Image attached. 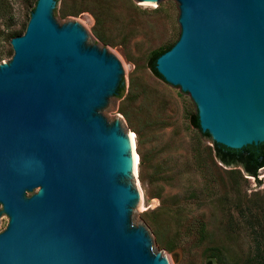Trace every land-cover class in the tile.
<instances>
[{"label": "water", "instance_id": "water-1", "mask_svg": "<svg viewBox=\"0 0 264 264\" xmlns=\"http://www.w3.org/2000/svg\"><path fill=\"white\" fill-rule=\"evenodd\" d=\"M139 1L180 8L155 66L201 130L234 149L264 142V0ZM54 3L37 0L0 64V264H162L149 229H133L132 136L102 117L130 77Z\"/></svg>", "mask_w": 264, "mask_h": 264}, {"label": "rangeland", "instance_id": "rangeland-1", "mask_svg": "<svg viewBox=\"0 0 264 264\" xmlns=\"http://www.w3.org/2000/svg\"><path fill=\"white\" fill-rule=\"evenodd\" d=\"M36 2L0 0V64L13 54L7 34L25 31ZM53 9L62 25L78 23L89 47L119 58L130 77L102 117L135 134L141 164L138 179L127 174L125 184L139 182L143 197L132 209L133 229H149L155 254L170 264H205L210 255L217 264H264V166L253 177L219 162L211 139L189 123L193 100L148 66L152 50L177 40L179 6L57 0ZM1 219L3 231L2 206Z\"/></svg>", "mask_w": 264, "mask_h": 264}, {"label": "trees", "instance_id": "trees-1", "mask_svg": "<svg viewBox=\"0 0 264 264\" xmlns=\"http://www.w3.org/2000/svg\"><path fill=\"white\" fill-rule=\"evenodd\" d=\"M57 1V0H55ZM26 28V27H25ZM24 28V30H25ZM23 32L11 31L7 36L12 38L14 36L20 35ZM5 36L4 31L0 30V37ZM175 43V41L171 44H167L164 46H160L150 52L148 57V66L151 71L157 77L164 80L161 74L156 69V59L162 53L171 48V46ZM165 81V80H164ZM123 89V87H122ZM122 89L120 91H122ZM189 123L198 131L199 136L210 138L212 142V147L210 148L213 156L222 164L226 166L230 165H239L243 168L247 175L256 177L257 171L259 168L264 166V142H260L258 144H248L251 146L234 149L224 144L218 143L212 140L210 134L207 131H202L199 125V119L197 115V110L194 113H191L188 117ZM139 164H141V156L139 160ZM205 264H217L215 255H210L205 260Z\"/></svg>", "mask_w": 264, "mask_h": 264}, {"label": "bare ground", "instance_id": "bare-ground-1", "mask_svg": "<svg viewBox=\"0 0 264 264\" xmlns=\"http://www.w3.org/2000/svg\"><path fill=\"white\" fill-rule=\"evenodd\" d=\"M127 136H132V140H131V144L129 145L128 143L125 144L126 146V149L128 147L129 149V153H128V161H129V170L131 171V173L135 176H137V179H138V165H139V160H140V157H139V154L136 150V140H135V134L132 132V131H129ZM138 186L137 189L139 190V192L141 193L142 191L141 188H140V185H139V182H138ZM142 195V193H141ZM162 264H170L168 258L164 259L163 261H161Z\"/></svg>", "mask_w": 264, "mask_h": 264}]
</instances>
